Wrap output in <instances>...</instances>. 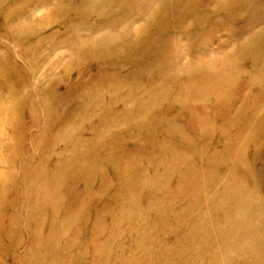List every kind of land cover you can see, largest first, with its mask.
<instances>
[{
	"label": "rangeland",
	"instance_id": "1",
	"mask_svg": "<svg viewBox=\"0 0 264 264\" xmlns=\"http://www.w3.org/2000/svg\"><path fill=\"white\" fill-rule=\"evenodd\" d=\"M0 264H264V0H0Z\"/></svg>",
	"mask_w": 264,
	"mask_h": 264
}]
</instances>
